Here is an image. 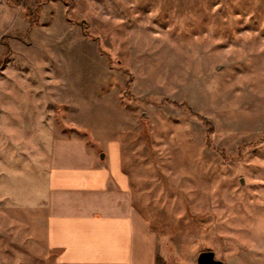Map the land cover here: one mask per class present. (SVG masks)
<instances>
[{
    "label": "rangeland",
    "instance_id": "374dc122",
    "mask_svg": "<svg viewBox=\"0 0 264 264\" xmlns=\"http://www.w3.org/2000/svg\"><path fill=\"white\" fill-rule=\"evenodd\" d=\"M59 137L116 145L164 264H264V0H0V264H57Z\"/></svg>",
    "mask_w": 264,
    "mask_h": 264
},
{
    "label": "crops",
    "instance_id": "0c3cea01",
    "mask_svg": "<svg viewBox=\"0 0 264 264\" xmlns=\"http://www.w3.org/2000/svg\"><path fill=\"white\" fill-rule=\"evenodd\" d=\"M100 157L79 137L52 139L46 247L57 264H156V235L133 209L116 145Z\"/></svg>",
    "mask_w": 264,
    "mask_h": 264
},
{
    "label": "water",
    "instance_id": "95a60500",
    "mask_svg": "<svg viewBox=\"0 0 264 264\" xmlns=\"http://www.w3.org/2000/svg\"><path fill=\"white\" fill-rule=\"evenodd\" d=\"M100 157H103L101 154ZM196 264H225L214 258V254L211 251L200 252L196 258Z\"/></svg>",
    "mask_w": 264,
    "mask_h": 264
},
{
    "label": "trees",
    "instance_id": "16d2710c",
    "mask_svg": "<svg viewBox=\"0 0 264 264\" xmlns=\"http://www.w3.org/2000/svg\"><path fill=\"white\" fill-rule=\"evenodd\" d=\"M156 264H164V262L160 257H157Z\"/></svg>",
    "mask_w": 264,
    "mask_h": 264
}]
</instances>
